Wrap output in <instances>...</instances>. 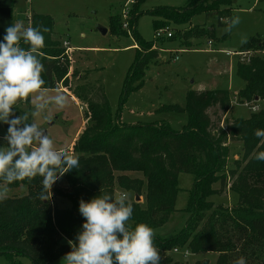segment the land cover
Segmentation results:
<instances>
[{
	"label": "trees",
	"instance_id": "1",
	"mask_svg": "<svg viewBox=\"0 0 264 264\" xmlns=\"http://www.w3.org/2000/svg\"><path fill=\"white\" fill-rule=\"evenodd\" d=\"M146 0H133L128 26L135 40V54L122 84L118 106L128 95L143 84L144 70L149 61L157 58L154 41L143 40L136 32L135 23L142 13L139 6ZM232 0H186L183 6H158L147 10L154 19V31L168 27V22L182 25L197 13L211 12L218 25L231 18ZM13 0H0V36L6 26L13 24ZM27 26H39L44 45L35 55L43 65L41 88H58L71 92L87 105L89 123L73 140L71 150L79 157L80 167L64 173V188L55 189L53 195L41 199V177L14 181L9 187L23 184L27 192L21 196H8L0 202V254L13 264L17 257H27L31 264H52L70 251L68 240H75L83 218L78 212V201L108 192L114 196L115 188L140 195L144 204L129 200L133 213L129 224L145 223L152 229L165 224L176 210L178 174L193 176L186 205L181 211L188 215L183 228L167 238L153 236L160 264H186L173 260L166 253L172 247H184L190 253L216 252L215 264H234L245 257L247 264H264V161L254 159L264 151V138L254 135L257 128L264 129V105L252 111L247 118L233 117L226 128L213 132L208 109L218 105L223 112L230 109L229 93L225 89H191L186 92L185 104H168L158 111L186 113V123L173 130L166 121L126 124L119 123V115H112L106 96L100 88L81 84L71 88L68 80V61L58 40L51 38L53 19L48 14L32 13L26 17ZM119 16L111 18L113 28L121 29ZM224 20V21H223ZM133 25V26H132ZM133 27V29H132ZM47 31H43V29ZM214 37V28L203 25L184 27L163 42L179 38L187 47L194 38ZM158 39V38H157ZM19 46L30 50V45L19 41ZM264 50V35L250 37L240 51ZM236 75L244 85L236 92L238 102L264 101V57L257 53L248 61H238ZM15 115L26 114L20 110ZM0 127H7L0 124ZM227 140L240 142V159H234L227 168L229 148ZM114 171L121 173L115 175ZM124 171H139L142 177H129ZM226 187L237 196L231 207L214 205L209 199L218 192L213 184ZM56 197L69 201L60 207ZM207 259L193 264H207Z\"/></svg>",
	"mask_w": 264,
	"mask_h": 264
},
{
	"label": "rangeland",
	"instance_id": "2",
	"mask_svg": "<svg viewBox=\"0 0 264 264\" xmlns=\"http://www.w3.org/2000/svg\"><path fill=\"white\" fill-rule=\"evenodd\" d=\"M127 0H13V24L21 23L27 26L26 17L34 13L48 14L53 19L51 38L61 43L64 55L68 61V80L71 88L86 84L91 88L99 87L106 96L112 115L117 113L119 123L136 124L155 121H166L173 130H180L186 123V113L174 111H158L163 105L178 104L184 106L185 95L188 90L196 88H220L229 93L230 109L225 113L218 106L208 109L210 128L213 132L226 128L233 117H249L252 106L259 109L264 101L238 102L236 92L244 83L236 75L238 61H248L254 53L264 57V50L248 49L240 51L243 43L241 37L247 40L253 36L264 35V0H232L229 4L231 18L240 17V24L226 31L227 23L218 25L215 15L211 12L197 13L186 24L178 25L168 22V28L177 32L184 27L203 25L214 28L211 43L208 38H194L188 47L181 44L179 38L164 40L154 36L152 21L154 17L147 10L158 6H183L186 0H146L139 6L142 13L135 23L137 34L147 41H154L158 48V56L149 61L144 70L142 86L130 93L121 107L119 97L124 78L133 61L135 54V40L132 30L122 27V13ZM127 19H130L133 3L127 5ZM135 13V11L133 12ZM119 16L121 29L113 28L111 18ZM224 21V20H223ZM101 25L107 28L102 34L97 28ZM133 26V25H132ZM133 29V27H132ZM246 40V41H247ZM68 42V48L63 42ZM233 52H241L233 53ZM177 56L176 59L174 57ZM60 84H58V87ZM62 87V86H61ZM63 88V87H62ZM57 88L44 89L32 93L27 98L18 99L14 105L15 113L24 110L31 111L36 96L40 92L55 95ZM66 102L63 106L50 104L48 109L30 118L40 127L46 129L56 147L71 150L73 140L79 131L89 123L87 105L71 92L63 90ZM257 109V110H258ZM7 127H0V143ZM229 148L227 168L232 167L234 159H240V142L227 140ZM121 172L114 171L117 175ZM129 177H142L139 171H124ZM193 176L187 173L178 174V187L175 202L176 210L171 213L169 220L162 226L153 228V233L160 238H167L178 233L185 225L188 215L181 211L186 205L189 189L193 183ZM66 183L61 176L51 185L50 193L55 189L64 188ZM229 185L221 188L219 183L213 184L218 192L209 197L214 205L231 207L236 203V194L229 190ZM8 196H21L27 192L23 184L9 187ZM120 191L116 187L114 195ZM129 200L144 204V193L135 195L127 192ZM139 198L136 200L135 197ZM60 207H68L69 201L56 197ZM175 249V251H174ZM184 247H175L166 251L173 260L193 264L195 261L207 259V264H215L216 252H204L183 255ZM20 264H31L27 257H17ZM0 264H13L5 255L0 254ZM52 264H64L60 258Z\"/></svg>",
	"mask_w": 264,
	"mask_h": 264
},
{
	"label": "clouds",
	"instance_id": "3",
	"mask_svg": "<svg viewBox=\"0 0 264 264\" xmlns=\"http://www.w3.org/2000/svg\"><path fill=\"white\" fill-rule=\"evenodd\" d=\"M240 24L233 17L226 27L231 32ZM47 31V29H43ZM30 45V50L19 46V41ZM247 37H241L245 43ZM44 45L39 26L25 27L10 24L0 36V124L7 129L0 143V202L8 199V186L26 177H41L43 199L50 196L51 185L64 173L80 167L79 157L64 147H56L46 129L30 122L48 109L50 104L63 106L66 96L61 88L55 95L40 92L31 111L14 114L18 99L37 93L44 84L43 65L35 55ZM254 135L264 138V129L257 128ZM254 159L264 161V151ZM78 212L83 218L75 240H68L70 251L61 258L64 264H160L158 249L153 243V229L145 223L129 224L133 208L129 194L124 191L114 196L108 192L78 201ZM234 264H247L239 256Z\"/></svg>",
	"mask_w": 264,
	"mask_h": 264
},
{
	"label": "built area",
	"instance_id": "4",
	"mask_svg": "<svg viewBox=\"0 0 264 264\" xmlns=\"http://www.w3.org/2000/svg\"><path fill=\"white\" fill-rule=\"evenodd\" d=\"M131 3H133V0H127L124 3L125 7H124V10L122 13V17H123L122 27L127 28V29L129 26H128V19H127V11L126 10H127V5L131 4ZM170 35H171V30L168 27L159 28V29H156L154 31L155 38H159L161 36L169 37ZM211 42H212L211 40H208V43H211ZM63 44H64V46H66L68 48V42L67 41H64ZM153 47H155V46H153ZM233 53H237V54L239 53L240 54L241 52H233ZM176 58H177V56L174 57V59H176ZM257 109H258L257 105L252 106V110L256 111ZM174 251H175V249H174ZM187 254H189V250L185 249L183 251V255L185 256Z\"/></svg>",
	"mask_w": 264,
	"mask_h": 264
},
{
	"label": "water",
	"instance_id": "5",
	"mask_svg": "<svg viewBox=\"0 0 264 264\" xmlns=\"http://www.w3.org/2000/svg\"><path fill=\"white\" fill-rule=\"evenodd\" d=\"M96 28L102 33L105 34L107 32V28L101 25H97ZM139 197L136 196L135 199L137 200Z\"/></svg>",
	"mask_w": 264,
	"mask_h": 264
},
{
	"label": "crops",
	"instance_id": "6",
	"mask_svg": "<svg viewBox=\"0 0 264 264\" xmlns=\"http://www.w3.org/2000/svg\"><path fill=\"white\" fill-rule=\"evenodd\" d=\"M59 86H60L59 88L63 89V88L61 87V85H59ZM196 89H197V90H201V89H207V88H196ZM83 128H84V127H83ZM83 128H82V129H83ZM82 129H81V130H82ZM81 130H80V131H81ZM80 131H79V132H80Z\"/></svg>",
	"mask_w": 264,
	"mask_h": 264
}]
</instances>
